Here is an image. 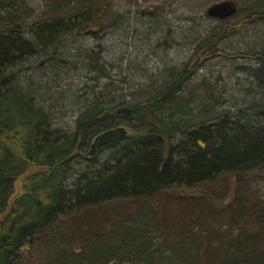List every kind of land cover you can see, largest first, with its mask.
Masks as SVG:
<instances>
[{"label": "trees", "instance_id": "1", "mask_svg": "<svg viewBox=\"0 0 264 264\" xmlns=\"http://www.w3.org/2000/svg\"><path fill=\"white\" fill-rule=\"evenodd\" d=\"M7 1L13 6L22 0ZM46 6L28 32L12 20L0 28V264H107L121 261L122 249L143 258L150 229L177 236L175 255L183 262L192 257L196 264H264V200L249 191L247 179L264 169V116L245 121L213 113L210 103L193 115L191 102L182 99L177 109L164 112L189 77L184 68L168 88L146 91L148 97L139 94L129 105L117 94L97 98L78 115L72 131L53 129L33 97L14 85L13 71L79 30L95 36L113 2L49 0ZM262 20L264 13H252L223 28ZM84 59L95 79L108 78L97 55ZM255 77L264 88L262 67ZM177 115L182 117L176 120ZM120 125L130 130L123 141L85 157L97 135ZM175 132L183 138L173 144ZM103 150L112 153L94 164ZM78 159H88L92 168L68 183L71 163ZM28 171L13 198L15 183ZM230 178L235 180L231 197L224 195ZM214 185L224 195L217 205L199 195L177 194L204 189L211 195ZM136 204L143 207L134 216L139 231L125 228L127 218L120 215ZM145 210L147 217L141 219ZM218 220L225 230L214 228L212 221ZM188 247L193 256L177 252Z\"/></svg>", "mask_w": 264, "mask_h": 264}, {"label": "rangeland", "instance_id": "2", "mask_svg": "<svg viewBox=\"0 0 264 264\" xmlns=\"http://www.w3.org/2000/svg\"><path fill=\"white\" fill-rule=\"evenodd\" d=\"M47 1L22 0L8 6L7 0H0V28L12 20L28 32L46 14ZM108 1L113 6L103 24L95 28V36L79 30L63 38L52 52L41 54L13 71L14 85L33 97L35 106L48 116L53 129L72 131L78 115L97 98L117 94L126 102L124 105H129L135 103L139 94L168 88L184 68L189 77L183 79L181 89L164 105V112L177 109L182 99L191 102L193 115L210 103L213 113L227 112L230 117L241 116L245 121H257L256 114L264 116V88L258 86L255 77L256 70L262 67L259 58H263L260 54L264 50V20L236 30L223 28L236 25L252 13H264V0ZM227 1L237 6L233 17L217 20L206 16L210 6ZM89 55H97L105 64L107 79H95L96 73L86 69L89 61L84 58ZM107 89L109 93L105 92ZM149 95L146 93L144 97ZM181 117L177 115L176 120ZM182 138L181 133L175 132L171 142L176 144ZM111 153L101 151L94 164L100 165ZM85 157L90 158L87 152ZM91 164L88 159L72 162L68 183L84 169L92 168ZM37 170L40 168L30 171ZM30 171L15 183L13 198L21 193L22 180ZM247 179L249 191L264 200V169L249 174ZM234 184V178H230L224 195L231 197ZM219 186L214 185L217 192L211 195L204 189L177 194L199 195L217 205L224 196ZM140 210L143 207L139 204L120 210L122 218H127L125 228L131 226L139 231L140 220L134 216ZM129 211L133 216L128 219L125 214ZM141 213V219H145L147 211ZM212 222L215 229L221 226L225 230L223 221ZM122 229L120 235L124 234ZM146 236L149 243L144 247L145 257L135 255L136 252L129 255L122 249L119 254L124 258L107 264H196L190 261L192 257L183 262L175 255L179 249L174 239L177 236L163 237L153 229ZM177 252L194 255L190 247Z\"/></svg>", "mask_w": 264, "mask_h": 264}, {"label": "water", "instance_id": "3", "mask_svg": "<svg viewBox=\"0 0 264 264\" xmlns=\"http://www.w3.org/2000/svg\"><path fill=\"white\" fill-rule=\"evenodd\" d=\"M237 12V6L233 2H222L215 5L210 6L206 10V16L209 18L217 19V20H225L233 17ZM262 62V70L264 73V57L261 59ZM123 110H118L117 112H121ZM127 137V130L124 127H115L110 130H106L99 135H97L91 145L89 147V151L87 153L88 156L94 155L97 148L113 145L123 141Z\"/></svg>", "mask_w": 264, "mask_h": 264}]
</instances>
